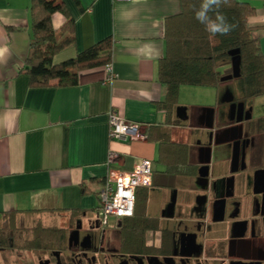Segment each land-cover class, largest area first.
I'll return each instance as SVG.
<instances>
[{
	"label": "crops",
	"instance_id": "0c3cea01",
	"mask_svg": "<svg viewBox=\"0 0 264 264\" xmlns=\"http://www.w3.org/2000/svg\"><path fill=\"white\" fill-rule=\"evenodd\" d=\"M240 1L256 10L250 24L264 52V0ZM63 2L74 21L75 43L56 54L54 63L111 38L116 77L108 80V68L99 65L79 71L74 85L60 86L54 81L44 86L32 84L26 72L32 38L30 0H0V227L13 211L19 213L18 221L37 218L50 227H67L73 217L93 220L100 206L98 193L110 168L128 172L147 159L153 164L154 184L138 188L143 194L147 190L148 198L137 215L149 218L158 237L167 223L174 229L178 221L196 218L190 217L203 190L195 175L202 148L209 145L211 136L213 175L218 180L231 176L234 136L228 131L241 125L243 136L250 137L252 144L247 150L248 169L240 170L245 176L240 174L236 189H251L247 176L252 169L264 167V133H253L251 127L252 119L264 115V95L252 99L250 105L245 103L252 119L242 124L232 115L237 100L232 82L218 88L182 86L179 97L191 92L196 100L181 103L179 98L172 113L161 103L166 89L158 79V63L166 51L165 24L169 16L181 11V0ZM70 17L61 12L53 15L56 32ZM210 108L213 114L208 112ZM112 109L146 126L148 138L111 139ZM168 139L187 144V156L180 148L169 147ZM111 153L116 158L109 165ZM168 165H179L181 171L168 173ZM193 169L196 173L188 175ZM154 192L163 196L166 204L163 211L150 214ZM172 202L176 213L168 215L164 211ZM249 205L244 198L242 210ZM220 228L211 231V239L227 244L229 226L224 232Z\"/></svg>",
	"mask_w": 264,
	"mask_h": 264
},
{
	"label": "trees",
	"instance_id": "16d2710c",
	"mask_svg": "<svg viewBox=\"0 0 264 264\" xmlns=\"http://www.w3.org/2000/svg\"><path fill=\"white\" fill-rule=\"evenodd\" d=\"M201 2L202 0H181V11L166 20V51L158 63V79L166 89L165 99L161 103L168 113L178 108L180 88L184 85L218 88L223 83L232 82L237 92L236 102L242 101L248 105L255 97L264 95V52L259 38L254 36V27L250 24V18L256 13L255 8L248 2L228 0L220 11L234 27L228 35L212 36L195 16ZM77 3L80 4V0ZM57 12L70 17L63 0H30L32 38L26 59V72L30 75L32 84L37 86L49 85L52 81L60 86L74 85L78 83L79 71L112 62L113 43L111 38H107L78 52L72 58L54 63L56 54L75 43V27L71 17L61 28L60 37L57 36L53 25V15ZM236 49L240 50L241 55V75L232 78L230 51ZM251 127L253 133H264V115L256 120L252 119ZM169 140L166 141L169 147L180 148L187 156V144L171 143ZM185 164L187 165L186 162ZM168 166V173L181 171L179 165ZM193 174L194 169L188 175ZM153 184L152 179L150 186ZM139 189L134 215L121 219L129 223L130 236L134 239H144L148 230L152 229V222L148 217L137 215L148 198V191L143 194ZM18 214L13 211L6 215L9 225L0 227L1 246L13 243L16 249L32 250L48 247L67 234V229L57 225L47 226L40 219L33 220L31 226H18ZM73 221L74 217L71 218V222Z\"/></svg>",
	"mask_w": 264,
	"mask_h": 264
},
{
	"label": "flooded vegetation",
	"instance_id": "af4514ba",
	"mask_svg": "<svg viewBox=\"0 0 264 264\" xmlns=\"http://www.w3.org/2000/svg\"><path fill=\"white\" fill-rule=\"evenodd\" d=\"M228 132L234 137L240 135L239 128ZM243 140L246 141L241 143L240 152L244 151L245 167L242 169L241 159L239 170L222 180L214 177L212 167L208 178L199 177L197 169L196 184L203 193L198 196L193 209L198 214L195 216L193 213L190 217L196 218L180 220L174 229H170L167 223L159 237L155 236L157 230L152 229L149 230L151 236L147 232L144 239H134L130 236L129 223L122 220L115 222L114 237H108L97 217L87 222L75 219L63 227L67 234L48 247L19 250L9 243L0 245V254L5 251H11L12 255L33 252V264H264V193L254 192V173L264 167L252 169V174L247 176L251 189H236L238 182L241 183L239 176L244 173L240 170L248 169L247 150L252 144L248 136H243ZM206 154L204 151L203 159ZM220 196L228 199L226 218L222 222H214L213 203ZM244 198L250 204L247 210H242ZM164 212L175 215L174 202L169 203ZM218 226L221 227L220 232L229 226L227 244L222 239H211V231ZM77 229L79 233L75 232ZM71 234L74 236L69 240ZM1 258L2 262L8 260L6 255Z\"/></svg>",
	"mask_w": 264,
	"mask_h": 264
},
{
	"label": "built area",
	"instance_id": "2783aa9c",
	"mask_svg": "<svg viewBox=\"0 0 264 264\" xmlns=\"http://www.w3.org/2000/svg\"><path fill=\"white\" fill-rule=\"evenodd\" d=\"M129 1V0H127ZM108 80L116 77L112 69V62L106 64ZM110 137L119 141L146 140L148 134L146 126L129 121L122 117L117 109L109 114ZM116 155L111 153L108 164L112 165ZM153 164L150 160H142L128 172H117L110 168L102 188L98 193L100 206L97 210V219L102 226L108 225L114 217L117 221L132 217L135 212L137 190L140 187L152 184Z\"/></svg>",
	"mask_w": 264,
	"mask_h": 264
},
{
	"label": "water",
	"instance_id": "95a60500",
	"mask_svg": "<svg viewBox=\"0 0 264 264\" xmlns=\"http://www.w3.org/2000/svg\"><path fill=\"white\" fill-rule=\"evenodd\" d=\"M232 55V78H237L241 75V55L240 50H232L230 51ZM208 112L214 113V109H208ZM232 113L233 119H235L238 123L242 124L245 121L252 119L251 109H246L245 102H236L232 105ZM240 135L232 138V172H237L239 170L238 164L242 159V169L245 167V154L240 152V145L246 140H243L244 128L243 125L239 127ZM213 137H210L209 145L207 147L202 148V153L206 151L205 159L201 156V166L198 168V175L202 178H208L211 174V163H212V147H213ZM241 157V158H240ZM208 182H206V185ZM254 192L255 193H264V168L257 169L254 173ZM206 201H208V197H206ZM228 199L227 196L218 197L213 203V220L214 222H222L226 218V208H227ZM79 233V229L75 231ZM74 234L70 235V239L72 240Z\"/></svg>",
	"mask_w": 264,
	"mask_h": 264
},
{
	"label": "rangeland",
	"instance_id": "374dc122",
	"mask_svg": "<svg viewBox=\"0 0 264 264\" xmlns=\"http://www.w3.org/2000/svg\"><path fill=\"white\" fill-rule=\"evenodd\" d=\"M61 32L58 30L57 31V36L60 37ZM205 89H211V91H213V88H205ZM229 88H226V90H228ZM225 90V91H226ZM180 98V97H179ZM194 100H196V97H194V95L191 92H187V93H183L182 97L180 98V102L183 103H191L194 102ZM198 186V185H197ZM199 187V186H198ZM165 198H163V196H161L159 193L154 192V194L151 195L150 198V202H149V213L150 214H156L157 212H159L160 210H164V207L166 204L165 202ZM96 216L93 214L92 215V219H95ZM33 220H37V218L34 219H22L20 221H18V226L21 225H33ZM63 224L66 225L67 221L66 218L63 217L62 220ZM9 222L5 221L4 226L8 227ZM106 230V235L112 236L114 237V231H115V220L113 218L110 219V223L108 225L103 226ZM151 233H149L148 235H150ZM159 237V235H157ZM5 255L8 257V260L6 262H2V258L1 256ZM35 258V255L33 252H24L23 255H17V254H11V251H5L2 252L0 254V264H33L35 262V260H33Z\"/></svg>",
	"mask_w": 264,
	"mask_h": 264
},
{
	"label": "clouds",
	"instance_id": "9594fccd",
	"mask_svg": "<svg viewBox=\"0 0 264 264\" xmlns=\"http://www.w3.org/2000/svg\"><path fill=\"white\" fill-rule=\"evenodd\" d=\"M227 3L228 0H202L199 10L195 13L196 19L205 25V30L212 36L228 35L234 27L220 11Z\"/></svg>",
	"mask_w": 264,
	"mask_h": 264
}]
</instances>
